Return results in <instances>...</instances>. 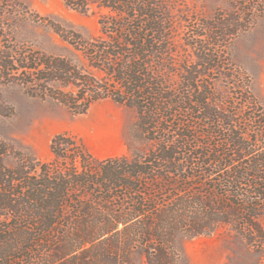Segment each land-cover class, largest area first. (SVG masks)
Segmentation results:
<instances>
[{"label":"trees","instance_id":"trees-1","mask_svg":"<svg viewBox=\"0 0 264 264\" xmlns=\"http://www.w3.org/2000/svg\"><path fill=\"white\" fill-rule=\"evenodd\" d=\"M64 1L80 12L97 3L110 13L99 20L100 35L80 43L104 79L79 73L64 58L31 51H0V77L73 114L107 98L134 108L135 130L157 149L98 160L75 137L60 133L50 144L54 158L32 168L30 178L0 167V264H135L136 252L147 264H175L171 244L177 237L223 225L247 227L263 241L264 149L258 147L264 148V106L249 84L248 96L228 115L195 71L180 66L178 80L167 79L176 54L169 0ZM232 35L210 36L224 46ZM212 61L201 58L194 69L203 63L208 72L226 69ZM238 112L257 127L260 143L236 129ZM214 126L227 130L216 145L205 141L215 137ZM186 149L189 158H178Z\"/></svg>","mask_w":264,"mask_h":264},{"label":"rangeland","instance_id":"rangeland-1","mask_svg":"<svg viewBox=\"0 0 264 264\" xmlns=\"http://www.w3.org/2000/svg\"><path fill=\"white\" fill-rule=\"evenodd\" d=\"M167 7L172 16L171 43L176 52L172 59L175 72L169 73L167 79L175 83L180 66L195 71L198 83L207 85L228 115L239 109V98L248 96L246 83L251 96L264 106V0H169ZM109 14L97 3L80 12L64 0H0V51L8 55L41 52L64 58L79 73L102 80L104 73L89 63L80 43L95 40L100 35L99 20ZM235 29L239 30L235 33ZM216 31L234 35L221 43L224 46L220 42L216 45L217 38L210 36ZM201 58L207 62L214 59L209 64L226 65V69L208 72L207 63L194 69ZM49 87L76 92L75 87L59 83ZM0 109V167L22 170L28 178L35 174L32 168L52 161L51 140L60 133L75 137L98 160L131 158L134 152L146 156L157 149V144L144 140L135 130L136 110L110 98L95 102L84 113L73 114L49 97L33 95L28 86L0 77ZM243 118L242 113L235 114L236 129L260 143L257 127ZM212 131L215 137L205 141L215 145L227 132L215 126ZM262 149L260 143L258 151ZM188 152L189 149L182 150L177 157L189 158ZM259 225L264 234V215ZM255 239L247 227L223 225L209 234L179 236L171 248L175 264H264V239ZM132 260L147 264L137 252Z\"/></svg>","mask_w":264,"mask_h":264}]
</instances>
